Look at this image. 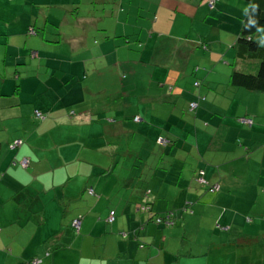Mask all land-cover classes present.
Here are the masks:
<instances>
[{
	"label": "crops",
	"instance_id": "obj_1",
	"mask_svg": "<svg viewBox=\"0 0 264 264\" xmlns=\"http://www.w3.org/2000/svg\"><path fill=\"white\" fill-rule=\"evenodd\" d=\"M114 1L120 5L127 0ZM223 1L218 2V9L227 4L230 12L234 3L243 7L236 16L238 21H229L228 31L202 28L199 18L205 16L203 21H207L217 16L203 0H128L124 21L115 20L114 16H121L111 0H0V264H26L32 258L40 259V264H264V250L255 248L260 237L264 240V179L261 186L252 184L259 200L249 206L251 212H258L257 219L239 209L246 206L245 198L241 207L234 204L238 200L233 188L235 172H250L238 168L241 161H250V144L241 145L246 160L232 153L222 158V148L216 149L213 141L209 144V128L199 126L194 137L184 130L187 138L178 148L181 153L162 150L160 158L191 162L195 172L153 169L148 160L154 149L149 148L135 158L141 161L143 172H122L121 136L132 133L120 120L128 117L126 111L120 107L106 111L75 100L105 92L101 80L96 81L107 65L114 77L117 70H129L127 87L134 97L132 92L138 94L137 89L145 87L149 92L160 81L164 83L158 87L170 86L176 78L171 64L176 67L178 57L182 58L180 64L186 58L182 43L185 48H208L207 42H215V37L220 40L227 33L230 44L235 45L247 3ZM145 7L149 9L147 17L153 20L140 16ZM134 17L149 20V27L142 29L145 25L139 26ZM173 17L178 21L187 18L190 34L193 30L197 34L181 42L172 37V42L160 45ZM30 28L35 35L28 33ZM131 32L136 37L130 38ZM91 33L100 38L95 47L90 45ZM136 43L140 53L131 51ZM197 53L177 69L185 72ZM214 55L217 53H211L210 58ZM226 73L229 76L230 70ZM207 83L210 90L222 85ZM166 95L165 91L157 95L162 107ZM199 95L198 90L201 99ZM197 110L198 106L194 116L200 113ZM152 112L155 115L147 113L148 123L138 129L156 128L161 137L166 133L164 140L173 151L184 136L180 122L170 111L160 109V104L158 109L153 106ZM135 117L138 120L134 121ZM139 122L142 120L135 115L131 128ZM242 122L252 125L251 121ZM15 141L21 144L11 148ZM189 141L191 148L184 153ZM24 159L28 160L26 168L20 165ZM198 171L203 172L205 184L195 180ZM222 190L224 196L219 193ZM213 192L218 195L212 196ZM145 204L150 212L141 210ZM206 211H212L216 222L223 224L220 243L212 242L208 235L191 234L188 239L189 226L202 223ZM110 212H114L112 223L107 222ZM166 213L172 216V226L152 220L151 215ZM76 218L80 219L78 232L71 227Z\"/></svg>",
	"mask_w": 264,
	"mask_h": 264
},
{
	"label": "rangeland",
	"instance_id": "obj_2",
	"mask_svg": "<svg viewBox=\"0 0 264 264\" xmlns=\"http://www.w3.org/2000/svg\"><path fill=\"white\" fill-rule=\"evenodd\" d=\"M88 1H94V0H88ZM111 3H116L118 6L116 14V17L114 16L116 21H124L126 19V16L128 15V0L122 1L120 5L118 2L111 0ZM120 1V0H119ZM251 0H245L240 1V5H246L245 12L248 9L249 3ZM218 2L224 3L223 0H203V4L211 10L214 8V13H216V17L212 15L211 17L208 16V13L206 14L208 17L207 21H203L205 19V16H202L199 18L201 20L202 28L208 29V28H218L220 30H227L226 26H230L231 18H233V22H237V14L239 11L243 12V7L235 5L234 2L231 1V4L234 3L230 12H229V5L223 4V9H218ZM112 5V4H111ZM109 5V7H111ZM140 7V6H138ZM121 8V9H120ZM146 8V7H145ZM148 10H146L142 13V17L145 16V19H149L150 21L154 18L147 17ZM221 10V11H220ZM206 16V17H207ZM124 17V18H123ZM236 19V20H235ZM135 21H139L140 18L134 17ZM148 21H139L138 25L143 26L142 29H147L149 27L150 22ZM230 21V22H229ZM172 25L168 26L165 32L162 33V36L160 37V45H163V43L172 42V37H174L176 42H181L186 40V37L194 38L197 32L193 30L192 34H190L191 29H189L190 21L187 18H179V21L176 17H173L171 19ZM129 23L134 25L131 20H129ZM173 26V27H172ZM240 27H238L236 34L240 31ZM139 28V27H138ZM212 28V29H213ZM211 29V30H212ZM210 30V29H209ZM228 31V30H227ZM230 31V30H229ZM224 31H222L223 33ZM136 34H141L140 30L136 32ZM136 34L133 32L129 33L128 36L130 38L136 37ZM117 35V34H116ZM118 36V35H117ZM121 36V35H119ZM144 36V34H143ZM142 36V37H143ZM236 36V35H235ZM215 42L212 41L207 42V47L204 45L202 46L198 45L194 48H189L190 45H188V48L182 47L184 46V43L181 45V50H184V55H186V58L183 59V61L180 64V61L182 58L178 57L176 59V67L174 66V63L171 64V69L174 71V75L176 76L175 80H172L170 82V86H168V83H166V86L164 88L158 87L159 83H164V81H160L158 83H155L157 87L153 86L150 91L148 92L149 88L145 87L143 90L137 89L139 92L136 94L135 92H132L133 96L131 95V92L129 88L127 87L128 83L131 81L130 77L126 78V75H130L131 73L129 70L120 69L116 71L117 76L114 77L113 70L109 68V65H107L104 69L103 76L98 78L96 81L97 83L101 80V84L105 86V92H100L99 96L96 97H77L76 99L83 100V102H86L88 105L93 104L95 107H101L106 109V111H112V109L116 107L124 108V111L127 113V118L122 119L121 121H124L128 128L127 130L130 132L132 129V133H123L121 136V150L120 154L123 155L122 160L124 164L123 171L122 172H143V166H141V161H135V158L138 155H143L144 151L142 149H150L149 151H152L154 149V154L156 156L159 155L158 159L152 155L150 156L148 160V164L153 167V169H157V167H161V169H167L169 172H186L188 174L190 170L192 172L196 171L195 166L193 168L192 165L190 167L191 162H185V161H178L177 157H171V159H167L166 157L163 158V160H160L161 158V152L162 150H165L166 152L172 153L174 155V152L181 153L178 148H182L184 146V141L187 138L185 135V132L187 134H191L192 137H194V133L196 131V128L199 126L204 128H209L208 133L210 135V142H214V147L218 149L219 147L222 148V158L226 156V154H234L238 156H243L241 159L246 160V154L244 151H242L244 148L241 145H248L250 144L251 152L253 154L250 156V161L243 162L241 161L238 166L240 170H250V172H235L234 177V185L233 187L235 189V194L238 193V200L234 201V204L242 205V199L245 198V204L246 206L244 208H239L240 210L248 211L247 215L251 219H257L258 215L256 210H253L251 212L250 210V202L252 201V204L258 203V196L256 187L254 190V187H252V184L258 186H261V182L264 179V172H261L262 169H264V93H253L248 92L242 89L233 88L229 84V76L231 73V64L234 62L235 59V49L234 45L230 44L232 41H229L228 34L224 33V35L221 36L220 40H217V37H215ZM192 40L190 39L189 42ZM234 41V40H233ZM121 42L123 43V38H121ZM223 42V43H221ZM100 43V38L96 35L91 33L90 34V45L91 47H95ZM203 42H199V44H202ZM137 43L135 44V47L131 49V51H136L140 53V50L137 49ZM200 46V47H199ZM232 46V47H230ZM210 47V48H209ZM222 49V50H221ZM221 50V52H218ZM194 51L198 52L196 55L192 57V62L188 64L186 67V71L183 72L181 70H178L177 67L184 64V61L188 60L191 55L194 54ZM169 52V51H168ZM211 53H217V55H214L212 59L210 58ZM218 58V60L216 59ZM253 64V65H252ZM256 63H239L238 69L249 73V72H255L256 70ZM255 66V67H254ZM142 67L145 68V66L142 65ZM226 67L225 69H223ZM158 69L157 67H155ZM162 68V66H160ZM152 68L149 69V71ZM227 70H230L229 76H226ZM224 71V74H223ZM192 72L195 73V76H192ZM184 78V79H182ZM213 81L217 84H222L220 86H217L214 90H210L207 86V81ZM198 83L199 86L195 87L194 84ZM171 87V88H169ZM173 87L174 92L171 91ZM164 90L169 94L166 95L167 97L162 98L163 101H166V104L164 106H161V98L160 96L157 97V95H162L160 90ZM199 90L201 99H198L197 92ZM154 92V93H153ZM158 92V93H157ZM172 92V93H171ZM154 94V95H153ZM190 103H195L198 106L197 112L200 110V113L196 116H194V111H191ZM164 109L166 112L170 111L173 113L174 117L177 121L180 122V132L184 133L183 138L180 140V145L176 146L174 150L172 151L168 146H161L159 144H155L156 138L160 137L159 139H166L167 134H164L162 137L159 136V132L156 130V128L153 129H142L141 131L138 129L140 125H143L145 123H148L149 116H153V106L155 109L159 108ZM140 107V109H139ZM148 107V108H147ZM149 109V113H146V120L144 117V111ZM141 113V115H140ZM135 115H138V117L142 120V122L134 123L133 128L132 122L133 117ZM155 115V114H154ZM167 116L169 114L167 113ZM109 117V116H108ZM112 117V116H110ZM173 120L170 118V121ZM242 120L250 121L252 122V125L250 123V126L248 124H245L242 122ZM195 122H197V125H195ZM151 125H153L151 123ZM135 126V127H134ZM151 128L150 126H148ZM185 130V132H184ZM168 133V132H167ZM166 135V136H165ZM135 136V139L132 140V137ZM158 140V139H157ZM168 141H172L169 140ZM119 142V139H118ZM190 144L189 141L186 147V150H184V153H188L190 150ZM160 146V147H159ZM173 146V145H172ZM193 146V145H192ZM213 148V147H212ZM228 152V153H227ZM197 153V152H196ZM128 154V155H126ZM202 156V154L200 155ZM240 156V157H241ZM156 160V161H155ZM163 161V162H161ZM222 163V162H221ZM136 165V167H134ZM166 165V166H165ZM219 165V164H218ZM165 166V168H164ZM160 169V170H161ZM203 169V168H202ZM199 172V171H198ZM195 180L198 182L197 178ZM244 182V183H243ZM200 184V183H199ZM201 185V184H200ZM240 186V187H239ZM242 186V187H241ZM239 187V189H238ZM210 186H207L206 190H209ZM247 188L249 189L247 193ZM201 190L202 186H201ZM204 193V191H202ZM220 195L224 196L225 192L223 190ZM218 195V193H212V196ZM234 194V195H235ZM92 195V194H91ZM226 195H228L226 193ZM263 196L260 197V200ZM206 201H211L210 199ZM226 207V206H225ZM226 210L229 208L226 207ZM225 210V211H226ZM222 223H217L215 214L212 211H206L203 215L202 223L200 222L199 225L189 226L187 230L188 239L191 234L195 236H201V238L209 236L208 238H213L212 242L220 243L221 238V227ZM164 228V227H163ZM180 233L183 234L182 228H179ZM211 229L214 231L211 232ZM257 245H255V248H262L264 250V240L263 237H260V240L257 241ZM223 250L226 249L224 246L222 248ZM262 254V252H261Z\"/></svg>",
	"mask_w": 264,
	"mask_h": 264
},
{
	"label": "trees",
	"instance_id": "obj_3",
	"mask_svg": "<svg viewBox=\"0 0 264 264\" xmlns=\"http://www.w3.org/2000/svg\"><path fill=\"white\" fill-rule=\"evenodd\" d=\"M30 29L28 32L29 34H31ZM32 35H35L34 30H33ZM234 49H235V59H234V62L231 64L232 69H231V73L229 76L230 86L233 88L242 89L248 92L264 93V0H251L250 1L248 9L242 21L240 31L238 33V36H237V39L234 45ZM256 62H258V64H256L255 72L246 73L238 69L239 63H250L251 64V63H256ZM198 86L199 84L195 83V87H198ZM191 104H195V103H190L189 109L191 111H195L196 107L192 109ZM136 119L138 120V118L135 117L134 121H136ZM13 143L11 144V146L13 145ZM167 144L165 146H167ZM145 193L146 195H148L149 194L148 190ZM92 194H93V191H92ZM143 206L147 207L151 211L150 207L147 204ZM151 216L153 217L152 220L155 223H156V220L162 221L156 224H164L167 226L173 225L172 216L169 213H166L162 216L160 215H151ZM167 218H170L171 220L169 224L165 223L166 221H164ZM76 219H73L72 222ZM34 261H38V263L36 264L41 263L40 259L32 258L26 264H32V262Z\"/></svg>",
	"mask_w": 264,
	"mask_h": 264
},
{
	"label": "built area",
	"instance_id": "obj_4",
	"mask_svg": "<svg viewBox=\"0 0 264 264\" xmlns=\"http://www.w3.org/2000/svg\"><path fill=\"white\" fill-rule=\"evenodd\" d=\"M30 33H31V34L33 33V30H32V29H30ZM195 107H196V104H191V108H192V109L195 108ZM36 115H37V117H40V114H39V113H36ZM136 120H137V119H136ZM243 121H245V120H243ZM157 143H158L159 145H161V146H165V145L167 144V141L164 140V139H158V140H157ZM20 144H21L20 141H15V142L13 143V145L11 146V148H16V147L19 146ZM20 165H21L23 168H26V167L28 166V160H26V159L22 160V161L20 162ZM202 175H203V172H199V177L197 178V180H198V182H199L200 184H205V181L203 180ZM215 189H217L216 186H215ZM88 192H89V194H92V190H88ZM141 210H143L144 212H149V209H148L147 207H144V206L141 207ZM113 220H114V213L111 212V213L109 214L108 218H107V222H108V223H112ZM164 221H166L165 223L169 224L171 220H170V218H167V219H165ZM160 222H162V221H161V220H156V223H160ZM71 226H72V228H73L76 232H78V231H79V228H80V220H78V219L74 220V221L72 222ZM36 263H38V261H34V262H32V264H36Z\"/></svg>",
	"mask_w": 264,
	"mask_h": 264
},
{
	"label": "bare ground",
	"instance_id": "obj_5",
	"mask_svg": "<svg viewBox=\"0 0 264 264\" xmlns=\"http://www.w3.org/2000/svg\"><path fill=\"white\" fill-rule=\"evenodd\" d=\"M197 107V106H196Z\"/></svg>",
	"mask_w": 264,
	"mask_h": 264
}]
</instances>
